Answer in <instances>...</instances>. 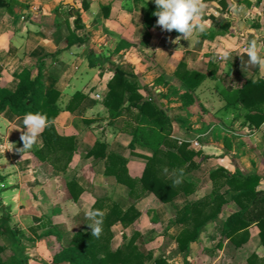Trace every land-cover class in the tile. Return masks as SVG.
<instances>
[{"label":"crops","instance_id":"obj_1","mask_svg":"<svg viewBox=\"0 0 264 264\" xmlns=\"http://www.w3.org/2000/svg\"><path fill=\"white\" fill-rule=\"evenodd\" d=\"M5 1L9 6L0 5V85L14 90L19 82L17 74L23 68L36 74L41 67L45 90L59 91L57 129L74 136L76 151L65 171H56L33 156L32 150L42 145L41 135L37 144L22 154L17 151L23 147L21 127L15 124L9 110L0 112V145L13 147L5 152L0 149V225L4 228L1 244L6 249L19 246L15 256L28 264H42L28 258L32 254L25 246L38 244L41 237L51 238L43 235L50 224L39 228L34 218L43 215L53 223L79 226L82 223L76 216L81 213L84 220L88 219L87 212L95 200L108 197L120 201L124 208L134 203L140 211L133 224L111 226L112 248L137 230V242H143L154 256L162 255L170 264L173 260L175 264H193L196 255L177 248L174 237L180 228L173 219L183 204L212 190L209 173L220 166L242 174L257 172L262 176L259 187L264 189V129L246 122L245 109L225 106V95L246 78H264V68L252 72L229 57L246 53L252 39H257L264 55V8L260 0H205L206 30L194 32L189 40L181 39L178 44L173 41L179 33L164 31L157 25L154 0H74L83 23L78 29H74L73 5L64 4V0ZM72 31L82 39L67 46ZM225 52L229 55L225 56ZM179 62L204 74L209 68L214 70V76H207L192 92L194 100L187 105L181 99L186 87L174 74ZM118 63L129 64L141 93L158 99L165 107L172 119L170 137L188 142V147L198 152L193 157L195 167L184 174L194 182L190 194L179 192L168 202L160 201L151 191L130 197L125 185L104 173V158L85 155L95 141H105L109 150L125 155L128 174L139 177L146 157L152 154L150 147L139 143L127 147L131 135L123 131L126 116L112 126L102 102L113 75L112 67ZM75 92L81 93L80 99L73 110H67L66 104ZM193 140L198 141L197 147L192 146ZM71 179L82 188L76 200L66 185ZM236 210L237 204L228 201L218 218L208 223H221ZM156 227L165 230L154 236L151 230ZM18 229L28 240L22 239L21 243ZM249 230L248 240L238 248L220 232L216 235L208 231L207 237L216 248L203 247L200 264H248L250 254L263 256L258 227L252 224ZM201 236L202 232L190 247L200 246ZM175 249L178 254L174 255ZM35 251L42 255L38 248Z\"/></svg>","mask_w":264,"mask_h":264},{"label":"trees","instance_id":"obj_2","mask_svg":"<svg viewBox=\"0 0 264 264\" xmlns=\"http://www.w3.org/2000/svg\"><path fill=\"white\" fill-rule=\"evenodd\" d=\"M0 5L9 6V2L0 0ZM86 7V4H83ZM74 29L83 26L79 9L72 6ZM148 14L146 11L144 17ZM82 39L72 31L67 40V46ZM241 65V60L247 61L246 53L229 55ZM242 66V65H241ZM252 72H257L259 66H245ZM113 75L107 82V91L103 104L107 108L110 122L120 116H126L123 131L131 135L127 145L133 148L135 143L152 149L151 156L146 157L144 170L139 177L128 174L127 158L124 154L108 149L105 141L97 140L86 152V156L105 159V174L111 175L118 183L125 185L130 197H138L140 193L151 191L162 202L171 201L179 192L190 194L194 190V182L184 174L195 167L193 157L198 153L190 149L186 141L178 142L170 137L171 117L165 107L154 97H145L140 91V84L129 64H115ZM214 70L209 68L204 74L190 70L179 62L174 71L181 80L186 91L181 95L182 104L193 102L192 92L207 77L214 76ZM18 84L14 90L0 85V112L9 110L15 117V124L23 128L22 118L28 112H41L47 115L50 124L41 133L42 145L32 150L35 158L49 163L56 171H65L68 167L76 146L74 136L64 135L57 129L55 119L60 112L57 103L59 91L51 88L45 90L41 67L36 74L32 69L23 68L18 74ZM80 92H75L66 104L67 110H73L74 103L79 101ZM227 107H237L246 110L244 118L259 127L264 121V78H246L236 89L225 95ZM182 170V172H181ZM181 177L179 184L174 180ZM212 180V190L198 198L191 199L176 210L173 223L179 225V231L174 239L181 252L189 250L190 244L197 241L205 225L216 220L228 201L237 204L238 210L231 212L222 222L220 234L232 246L238 248L249 238L250 226L258 227L259 243L264 248V189L260 188L262 176L257 173L242 174L240 171H229L223 166L209 173ZM73 200H76L82 188L75 179L66 182ZM91 210H100L103 216V231L99 238L91 236L88 227L92 221L87 219L83 229L73 233L65 245L52 255L54 262L66 264H170L162 255L153 252L137 242L139 232L135 230L127 241L112 248L113 231L111 226L121 223L127 227L139 217L140 211L134 203L125 208L120 201L108 197L97 198ZM35 221H40L38 217ZM46 222L39 224L44 227ZM43 234L54 235L56 241H62L59 231L51 228ZM5 246L0 244V264H27L26 260L15 256L5 258ZM248 264H264V255L252 253L247 258Z\"/></svg>","mask_w":264,"mask_h":264},{"label":"clouds","instance_id":"obj_3","mask_svg":"<svg viewBox=\"0 0 264 264\" xmlns=\"http://www.w3.org/2000/svg\"><path fill=\"white\" fill-rule=\"evenodd\" d=\"M156 11L153 13L158 19L157 25L164 31H176L178 35L173 43H179L181 39L189 40L194 32L203 33L206 30V21L203 19L207 5L205 0H154ZM159 50V49H158ZM247 61L241 60L242 67L259 66L264 68V55L258 47L257 39H252L246 49ZM225 56L229 53L225 52ZM23 128L21 140L23 147L17 149L22 154L33 148L37 144L41 133L49 126L50 121L46 114L41 112H28L22 118ZM26 129V130H25ZM9 142V141H8ZM0 149L12 150L0 145ZM182 172V170H181ZM181 177L174 180V184H179ZM104 213L100 210H89L87 218L92 221L88 224L91 236L99 238L103 231Z\"/></svg>","mask_w":264,"mask_h":264},{"label":"rangeland","instance_id":"obj_4","mask_svg":"<svg viewBox=\"0 0 264 264\" xmlns=\"http://www.w3.org/2000/svg\"><path fill=\"white\" fill-rule=\"evenodd\" d=\"M234 108H237V107H234ZM121 121L122 120H121V116H120V117L116 118L112 122L113 123L112 126L115 125V122L120 123ZM79 214H80V216H76V218L79 217V220L82 223L79 226L78 225H74L71 222H65V223H63V222H54L55 223L54 224L50 220V218H48L47 216L41 215L39 217V219H40L39 223H36L38 221H35V224H40L42 222H46V224H50L48 226V228L52 227V229L59 231L61 233V235H62V241L60 243H57L55 241V236L50 234V236H52L51 238H46L47 236L41 237L42 239L39 238V240H37L38 244L28 243L25 246L26 250L31 252V254H32V256H28V258L32 257L37 262L42 263V264H66L65 262H59V263L54 262L52 260V254H53V252H57L58 249L62 245H65L67 243V241L71 238V236L73 235L74 232H76L78 229H83L85 227V225L87 224V222H85V220L87 221V219L84 220L82 215H81V213H79ZM220 227H221V223L220 222H216V224L208 223L203 228L200 242H198V243H200V246L196 244V246H191L189 248V252H191L192 254L196 255L195 256V260L193 261V264H200V257H201V254L203 252V250H202L203 247H205V248L207 247L208 250H211V249L214 250L216 248V246H214V243H211V240L207 237V234H208V231H210V232L215 233L216 235H218L217 232L218 233L220 232ZM3 229H4L3 225L1 224L0 225V236H2L1 234H3V232H2V231H4ZM164 230L165 229L163 227H156V228H153L151 231L153 232L154 236H156V235L161 234ZM114 231L117 232V229H115ZM17 234H18V237H19V240L21 241V243H22V239L28 240L27 236H24V234L21 233L19 229L17 231ZM166 234H168V233L166 232ZM166 234L164 235V239H163L164 242H166L168 240ZM43 235H46V234H43ZM216 237H218V236H216ZM217 241L218 240H216V242ZM0 244H1V241H0ZM157 246H158V244H157ZM18 248H20V247L16 246V247H11V248L9 247V248L5 249V251L3 253V256L5 258H10V257L15 256V253H16ZM36 248L39 249V251L42 253L43 257H42V255H39L35 251ZM156 253H158V252H156ZM159 253H160V251H159ZM175 254H178V250L177 249L174 250V255ZM171 255L172 254H170V257H171ZM26 263L28 264L27 260H26ZM172 263L175 264L174 260L172 261Z\"/></svg>","mask_w":264,"mask_h":264},{"label":"built area","instance_id":"obj_5","mask_svg":"<svg viewBox=\"0 0 264 264\" xmlns=\"http://www.w3.org/2000/svg\"><path fill=\"white\" fill-rule=\"evenodd\" d=\"M261 4L263 5V8H264V0H260ZM261 127L262 129H264V121L261 123ZM191 144L193 147H196L199 145L198 141L197 140H193L191 141Z\"/></svg>","mask_w":264,"mask_h":264},{"label":"water","instance_id":"obj_6","mask_svg":"<svg viewBox=\"0 0 264 264\" xmlns=\"http://www.w3.org/2000/svg\"><path fill=\"white\" fill-rule=\"evenodd\" d=\"M64 4H67V5H75L74 3V0H64Z\"/></svg>","mask_w":264,"mask_h":264}]
</instances>
